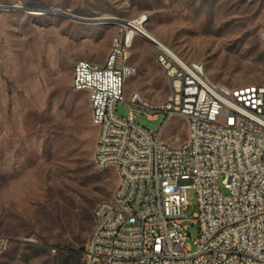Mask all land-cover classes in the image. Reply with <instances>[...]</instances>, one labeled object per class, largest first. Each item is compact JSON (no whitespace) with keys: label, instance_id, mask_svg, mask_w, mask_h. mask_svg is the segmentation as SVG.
Listing matches in <instances>:
<instances>
[{"label":"rangeland","instance_id":"1","mask_svg":"<svg viewBox=\"0 0 264 264\" xmlns=\"http://www.w3.org/2000/svg\"><path fill=\"white\" fill-rule=\"evenodd\" d=\"M140 18L212 82L264 86V0H0V236L9 240L0 264H62L79 240L86 247L93 212L113 198L120 175L96 166L98 130L89 94L73 89L74 68L82 60L104 65L114 39L128 32L124 24ZM156 49L135 37L129 64L138 74L125 86L127 99L167 102ZM130 113L119 104L120 117ZM165 119L140 114L136 122L158 132ZM162 137L183 144L185 120L175 117ZM188 196L183 225L194 253L197 195Z\"/></svg>","mask_w":264,"mask_h":264},{"label":"built area","instance_id":"2","mask_svg":"<svg viewBox=\"0 0 264 264\" xmlns=\"http://www.w3.org/2000/svg\"><path fill=\"white\" fill-rule=\"evenodd\" d=\"M135 37L122 31L104 65L82 60L74 68L73 89L89 94L98 130L96 166L120 175L113 198L93 212L83 263L264 264V86L214 83L202 64L158 43L167 102L127 99L125 86L138 74L129 64ZM122 102L131 108L128 118L118 115ZM140 114L166 119L152 132L136 122ZM175 117L188 129L179 146L162 137ZM189 191L197 195L194 253L183 225ZM8 244L0 236V258Z\"/></svg>","mask_w":264,"mask_h":264},{"label":"bare ground","instance_id":"3","mask_svg":"<svg viewBox=\"0 0 264 264\" xmlns=\"http://www.w3.org/2000/svg\"><path fill=\"white\" fill-rule=\"evenodd\" d=\"M113 21V20H112ZM122 25V24H121ZM145 25V20L143 18H140L136 21L133 22H127L124 24V27L129 31L130 37L132 36H137V35H142L146 39H153L156 42H158V46L160 47H165L162 43H160L151 33L145 30L144 28ZM157 46V45H156ZM167 48V47H165ZM168 49V48H167ZM171 51V50H170ZM172 52V51H171Z\"/></svg>","mask_w":264,"mask_h":264},{"label":"trees","instance_id":"4","mask_svg":"<svg viewBox=\"0 0 264 264\" xmlns=\"http://www.w3.org/2000/svg\"><path fill=\"white\" fill-rule=\"evenodd\" d=\"M81 240H79L74 249L69 252L67 255L65 261L62 262V264H84L83 259H84V252H85V247H81Z\"/></svg>","mask_w":264,"mask_h":264},{"label":"water","instance_id":"5","mask_svg":"<svg viewBox=\"0 0 264 264\" xmlns=\"http://www.w3.org/2000/svg\"><path fill=\"white\" fill-rule=\"evenodd\" d=\"M12 9H16V8H12ZM71 19H73V20H79V21H86V20H84V19H80V18H77V17H71ZM149 40H151V41L154 42L155 44H158V42H156V41L153 40V39H149Z\"/></svg>","mask_w":264,"mask_h":264}]
</instances>
